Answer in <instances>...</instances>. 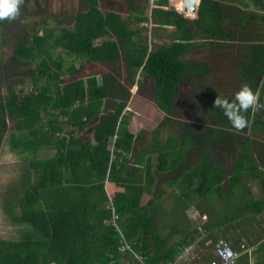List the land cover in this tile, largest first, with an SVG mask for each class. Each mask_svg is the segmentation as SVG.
Here are the masks:
<instances>
[{"label": "trees", "instance_id": "1", "mask_svg": "<svg viewBox=\"0 0 264 264\" xmlns=\"http://www.w3.org/2000/svg\"><path fill=\"white\" fill-rule=\"evenodd\" d=\"M83 1L86 10L66 22L71 28L33 32L30 42L16 43L9 60L0 66V144L11 122L21 133L22 149L36 154L18 186H9L3 193V209L23 228L18 239L0 238V264H166L180 247L197 237L191 239L194 231L189 222L173 224L166 234L157 225L167 194L163 183L173 185L175 174L190 166L186 153L190 154L184 150L190 143L196 142L200 152L195 167L184 175L188 187L191 178L198 177L196 186L200 191L206 189L215 200L223 194L232 197L244 181L257 180L261 196L254 198L245 186L237 201L252 215L264 211V158L255 155L256 150L261 155L260 149L264 154V144L250 136L264 132V109L243 113L250 124L239 133L229 130L231 123L219 108L211 107L218 114V126L165 116L138 151L136 142L142 131L135 134L129 129L130 92L118 75L108 72L99 81L97 75L90 74L62 83L63 74L79 69H65L60 57H53L57 48L88 62L114 64L122 57L129 84H141L136 79L138 73L151 76L158 109L173 115L182 80L209 69L205 62L184 58L193 39L220 45L225 35L222 5L217 0H200L197 16L190 19L174 8L160 7L153 8L150 17L142 12L124 17L113 10L102 12L97 0ZM157 2L166 4L167 0ZM150 19L175 27L170 42L152 45L141 36L140 28L129 26L132 20ZM8 21H0V29ZM257 38V44L247 46L248 57L239 67L241 79L254 91L259 88V100L264 103V87H260L264 81V35L258 33ZM25 79L31 81L28 90L18 87ZM205 95L214 96L210 91ZM166 121L178 124L177 133L163 137ZM89 124L90 137L75 134L74 128ZM66 126L70 128L65 130ZM191 137L195 141L190 142ZM215 150L219 151L212 157ZM41 151L48 154L38 156ZM228 153L234 158L225 178L224 157ZM224 181L228 193H223ZM212 209L221 216L216 206ZM170 213L178 219L182 216L174 206ZM176 233L181 237L171 241ZM124 244L128 248L120 251ZM200 255L204 261L214 257L211 252ZM241 257L248 264L247 254Z\"/></svg>", "mask_w": 264, "mask_h": 264}, {"label": "rangeland", "instance_id": "2", "mask_svg": "<svg viewBox=\"0 0 264 264\" xmlns=\"http://www.w3.org/2000/svg\"><path fill=\"white\" fill-rule=\"evenodd\" d=\"M113 1L111 0V3ZM126 3V2H125ZM124 2L116 3L124 12L122 16L126 17V4ZM113 7L112 5H107ZM101 10L106 11V8L101 4ZM84 9L85 4L83 0H24L20 6V16L18 19L8 21L1 26L0 29V66L5 63L12 55L14 45L19 42L29 43L33 32L38 31L42 34L45 30L47 33L55 31L61 26L69 25L66 22L68 18L78 9ZM151 25V24H150ZM149 23L140 25L141 36L144 37L148 43L156 45L158 43H168L171 41L170 33H166L167 29H159L155 26H150ZM153 25V24H152ZM259 25V23H258ZM168 32V31H167ZM254 33H262L264 35V22L260 24L259 28L254 29ZM236 40L239 38L236 37ZM209 48V51H206ZM237 44L226 43L224 46L209 47L208 45H199L190 52L184 55L185 59L196 62H205L210 69L209 74L205 78L199 76H192L184 78L178 88L175 99V110L173 115H168L161 112L155 101L153 94L154 81L151 76H145L138 73L136 79L141 84L130 85L127 76V64L125 60L120 57L114 64H107L104 62L92 61L88 62L83 58H75L74 55L67 53L62 48H57L53 51V57H60L63 67L78 68V72H66L61 76L62 83L70 82L76 77H84L90 74H95L98 77L110 72L118 75L121 82L126 85L130 92L128 100V110L131 111L132 118L130 123H133L132 130L135 134L142 131V137L138 140V148H142L150 139V130L159 125L161 120L168 116L173 120L184 119L188 122L198 123L203 126H218V114L214 111V101L217 96L232 99L234 94L245 84L249 82L243 81L239 75L238 61L242 56H238ZM58 57V58H59ZM37 59L33 65H37ZM264 78V73H263ZM20 77L17 80L20 81ZM31 86L30 79H25L18 87L28 90ZM210 91L216 96H207L205 92ZM4 93V90H2ZM107 110L104 109V112ZM179 118V119H178ZM129 123V124H130ZM92 125H86L82 129H75V134L78 136H91L89 128ZM70 128L66 126L65 130ZM179 126L177 123L172 124L166 121V126L162 127L163 137L170 133H177ZM20 132L15 130L12 123L5 132L0 144V238L7 240L18 239L21 235L23 224L15 223L11 219L9 213L3 209V193L9 186H18V182L30 170L29 162L34 159L36 155L33 150L22 149V140ZM13 135V137H11ZM252 137L256 138L258 142L264 144V132H252ZM12 138V140H11ZM144 139V140H143ZM143 140V141H142ZM21 143V144H20ZM259 151L256 150V154ZM48 152L41 151L38 156H46ZM232 154H226L225 167L229 169L233 161ZM155 161V157L153 158ZM154 163V162H153ZM171 177V175H167ZM166 186V181L163 183ZM259 190V189H258ZM173 189L168 194L167 199L172 202ZM148 197V195H145ZM163 200L162 215L157 218V225L162 234H166L173 224L181 226L188 222L186 213L178 219L176 216H170V206L166 205ZM181 213V212H180ZM202 215V214H200ZM204 216V215H203ZM190 228V225H189ZM182 234L176 233L171 237V241H176ZM210 246V245H209ZM212 248H207L212 253Z\"/></svg>", "mask_w": 264, "mask_h": 264}, {"label": "crops", "instance_id": "3", "mask_svg": "<svg viewBox=\"0 0 264 264\" xmlns=\"http://www.w3.org/2000/svg\"><path fill=\"white\" fill-rule=\"evenodd\" d=\"M98 8L101 10V4L106 8V11H117L120 14L124 12L116 3L126 2L127 5L125 8L126 16L137 15L140 12L144 13L145 16L150 17L153 8L160 7L163 9H172L174 8L177 12L183 14L185 17L194 19L197 16V8L200 0H196V10L195 12H185L183 10V0H167L166 4H159L157 0H97ZM224 10V20L223 27H225V35H223L220 39V45L205 43L204 39L200 37H195L193 39V45L190 51L194 50L196 46L199 45H208L209 47L219 48L220 46H224L226 43L237 44L238 56H242L238 61L246 60L249 54V50L247 46L249 44H257L258 38L257 34L254 33L255 28H259L261 22V16H264V0H217ZM85 4V3H84ZM107 5H112L113 7H109ZM86 7V4H85ZM81 10H86V8L78 9L74 14ZM102 11V10H101ZM104 12V11H102ZM72 14L71 16H73ZM70 16V17H71ZM132 23L129 24L130 27H138L140 28L142 24H147V22H134V20L130 21ZM150 26L158 27L159 29H167L165 31L167 34L171 33L175 30L173 25L166 24H156L152 19L148 21ZM259 23V25H258ZM153 24V25H152ZM64 27L71 28L72 25H64ZM229 33V34H228ZM236 37L239 40H236ZM189 51V52H190ZM209 51V48L206 50ZM202 62V61H201ZM239 75L240 78L243 76V70L239 67ZM210 69H207L206 72L202 75L197 73H190V77L199 76L201 78H205L207 74H209ZM208 77V76H207ZM216 98V96H214ZM179 119V118H178ZM180 121H186L180 118ZM133 123L129 124V129L132 130ZM167 135V134H166ZM166 135L164 137H166ZM182 139V138H181ZM144 140V139H143ZM142 140V141H143ZM183 140V139H182ZM195 141L193 137L190 138V142ZM183 143V142H182ZM189 147L188 144H184ZM183 145V146H184ZM137 150H141L138 148V141L136 142ZM199 146L195 142L190 143L189 149H184L186 156L189 157L190 166L185 169L177 172L175 175L174 184L170 186L169 183L166 182L167 186V194H166V205L172 207L174 206L177 211L181 213H186L188 222L190 223V230L194 231L191 234V239L194 235L197 236L198 246L197 253L201 252H209L205 245L203 238H207V240L217 241L219 239H224L228 241L231 246L236 251H241V244H245L252 248L251 251V259L247 253V262L248 264H264V211H261L258 214L252 215L251 211L248 212L247 208L244 205L239 204L237 199L240 198L241 188L248 186L251 190V194L254 198H259L261 196V187L260 183L257 180L244 181V183H240L237 188L235 194L231 196H226L225 194L220 197H216L215 200L209 196L207 190L204 189L200 191L199 187L196 184L199 181L198 177L191 178V187H188L187 184L189 182L188 179L185 178L186 171L193 169L194 164L198 161L199 156ZM143 148V147H142ZM219 150H215L212 152V157L216 155ZM261 155L255 154L258 157L264 158V154H262V150L260 149ZM226 156V154H225ZM230 169H226L224 165V177L227 178ZM223 193L227 192V183L223 182ZM173 191V200L172 202L167 199L168 194ZM189 189V190H188ZM259 189V190H258ZM202 190V189H201ZM243 196L245 197V190L242 191ZM165 197L163 200H165ZM227 200L230 203H226ZM213 206L219 209V213L221 216H216ZM163 208V204H162ZM184 208V211L181 209ZM171 209V208H170ZM231 212L234 213V216H223L222 214ZM202 214V215H200ZM203 215L205 217H203ZM221 219V220H220ZM196 229H198L199 233H196ZM203 229V230H202ZM218 237V239H216ZM200 238V239H199ZM202 241V242H201ZM213 253V252H212ZM241 254L237 260L236 264H245V261L242 259ZM192 264H209V261L199 260L196 263Z\"/></svg>", "mask_w": 264, "mask_h": 264}, {"label": "clouds", "instance_id": "4", "mask_svg": "<svg viewBox=\"0 0 264 264\" xmlns=\"http://www.w3.org/2000/svg\"><path fill=\"white\" fill-rule=\"evenodd\" d=\"M24 0H0V21L5 19L13 21L20 16V6ZM260 87H264V81L260 82ZM214 107L223 110L225 117L231 123V130L239 133L249 127V120L243 113L249 109L260 111L264 109V103L259 100V88L253 90L249 85H243L235 94L230 102L227 98L217 96Z\"/></svg>", "mask_w": 264, "mask_h": 264}, {"label": "built area", "instance_id": "5", "mask_svg": "<svg viewBox=\"0 0 264 264\" xmlns=\"http://www.w3.org/2000/svg\"><path fill=\"white\" fill-rule=\"evenodd\" d=\"M205 217V216H203ZM203 238V237H202ZM200 239V238H199ZM207 247L213 246L214 257L209 260V264H236L239 256L243 253H247L251 259L252 248L241 244V251H236L231 244L224 240L219 239L217 241L205 240ZM210 245V246H209ZM128 244L119 246L120 251H124L128 248ZM198 239L197 237L190 243L179 248L176 256L168 261L166 264H192L200 260L201 255L197 253ZM127 264V263H126ZM157 264V263H151Z\"/></svg>", "mask_w": 264, "mask_h": 264}, {"label": "water", "instance_id": "6", "mask_svg": "<svg viewBox=\"0 0 264 264\" xmlns=\"http://www.w3.org/2000/svg\"><path fill=\"white\" fill-rule=\"evenodd\" d=\"M183 10L185 12H195L196 10V0H183ZM100 81V77H98Z\"/></svg>", "mask_w": 264, "mask_h": 264}, {"label": "bare ground", "instance_id": "7", "mask_svg": "<svg viewBox=\"0 0 264 264\" xmlns=\"http://www.w3.org/2000/svg\"><path fill=\"white\" fill-rule=\"evenodd\" d=\"M183 5V4H182Z\"/></svg>", "mask_w": 264, "mask_h": 264}]
</instances>
